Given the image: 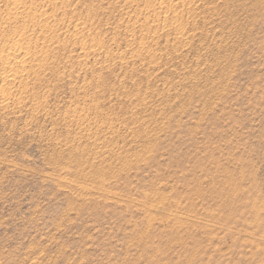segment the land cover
Masks as SVG:
<instances>
[{
    "label": "rangeland",
    "instance_id": "obj_1",
    "mask_svg": "<svg viewBox=\"0 0 264 264\" xmlns=\"http://www.w3.org/2000/svg\"><path fill=\"white\" fill-rule=\"evenodd\" d=\"M0 264H264V0H0Z\"/></svg>",
    "mask_w": 264,
    "mask_h": 264
},
{
    "label": "bare ground",
    "instance_id": "obj_2",
    "mask_svg": "<svg viewBox=\"0 0 264 264\" xmlns=\"http://www.w3.org/2000/svg\"><path fill=\"white\" fill-rule=\"evenodd\" d=\"M16 45V44H15ZM18 45V44H17ZM16 45V46H17ZM16 46H15V49H13V53L11 54V56L13 55V57H12V59H9V60H7V62H5V65L6 66H12V64L14 65V64H16V63H19V65H21V64H23L24 62V60L22 61V58H21V60H20V57L22 56V54H21V52L20 51H18L17 49H16ZM18 48H21V46L20 47H18ZM11 51V50H10ZM9 51V52H10ZM22 51V50H21ZM24 51V50H23ZM23 53V52H22ZM10 54V53H9ZM23 57H24V55H23ZM11 58V57H10ZM7 74V73H6ZM10 74V73H9ZM5 75V81H7V80H9V78L10 77H12V78H14L13 76H12V74L11 75Z\"/></svg>",
    "mask_w": 264,
    "mask_h": 264
}]
</instances>
